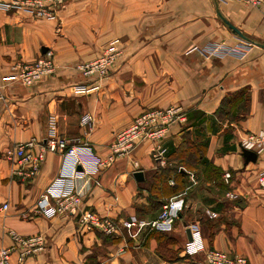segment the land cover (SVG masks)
<instances>
[{
    "label": "crops",
    "instance_id": "crops-1",
    "mask_svg": "<svg viewBox=\"0 0 264 264\" xmlns=\"http://www.w3.org/2000/svg\"><path fill=\"white\" fill-rule=\"evenodd\" d=\"M218 11L250 39L264 43L263 8L238 0H69L53 20L0 7V206L9 203L0 212V249L15 246L10 264H206L202 254L184 251L194 222L207 246L264 264L260 162L241 147L247 132L264 129V46L232 32ZM111 38L123 44L108 74L100 80L83 74L79 66L98 58ZM214 44L245 53L214 56L193 49ZM49 49L57 65L53 74L33 84L5 79L18 72L20 62ZM80 85L94 88L79 91ZM170 105L181 106L186 121L170 124L158 140L139 141L107 167L66 180L65 188L81 193V210L113 218L115 232L82 226L79 214L47 216L39 210L38 200L61 171L62 154L47 151L38 173L29 176L31 164L10 154L17 143L35 138L32 154L37 156L46 139L80 136L107 157L120 130L144 111ZM85 113L93 116L92 128L82 124ZM189 138L203 140L206 152L191 173L182 169L189 173L188 189L202 194L210 192L203 184H210L218 197L184 200L171 230H152L148 223L154 216H139L151 206L146 192L154 174ZM208 165L220 170L218 180H199ZM175 196L172 200L184 199ZM133 215L143 223L124 226ZM12 230L43 243L22 263L18 256L24 246L15 243Z\"/></svg>",
    "mask_w": 264,
    "mask_h": 264
},
{
    "label": "built area",
    "instance_id": "built-area-1",
    "mask_svg": "<svg viewBox=\"0 0 264 264\" xmlns=\"http://www.w3.org/2000/svg\"><path fill=\"white\" fill-rule=\"evenodd\" d=\"M69 0H0V7L13 10H24L32 17L37 19L53 20L57 18L59 10ZM231 1V0H223ZM248 5L263 8L264 15V0H238ZM120 38H111L103 43L102 54L87 63L81 64L80 70L85 75H96L98 79L104 78L110 71L116 58L121 53L119 47ZM193 49H200L203 54L222 56L224 54L243 55L244 50L227 48L225 45L214 44L199 48L194 46ZM192 49V50H193ZM17 73L6 76L7 80H22L27 84H33L35 81L44 76L51 75L56 70V61L53 50H46L37 59L32 61H22L19 63ZM94 88V87H93ZM91 88V89H93ZM91 89L80 85L79 91L89 92ZM186 113L179 105H170L165 108H153L144 111L134 119L131 125L120 130L116 134V140L112 146V154L107 157L97 155L92 148L81 143L80 138L57 137L56 139H46L42 144L43 149L37 156H33L32 148L36 144L35 138L19 142L10 151V154L17 156L24 163H30L29 176H34L38 173L42 161L46 158L47 151H56L61 149L62 166L57 178H55L47 186L38 200L39 210L47 216H55L60 214H76L78 222L82 226L88 228L102 229L105 232H115L117 224L111 221L108 216L101 217L98 212L91 209L81 210L82 195L80 192L73 191L67 186L66 180L79 175L81 172H96L97 170L109 166L119 154H129L137 143L144 139L152 141L158 140L165 136V133L170 124L175 121H186ZM81 121L83 125L92 128L93 116L90 113L83 114ZM241 147L243 150L254 152L257 160L260 162V167L257 174V183L260 187H264V129L247 132L241 139ZM164 150H160L156 156L160 157ZM82 167V171L78 167ZM226 181L229 180L231 174L225 173ZM231 198H236L234 192L228 193ZM185 207L184 199L168 200L163 203L161 213L157 218L149 222L152 230L167 231L171 230L175 221L178 220L182 210ZM9 208V203L4 202L0 206V212H5ZM209 215L216 216L214 212H209ZM143 222L133 215L123 221L124 226L133 227L139 226ZM191 239L187 240L184 245V251L187 255L203 254L206 264H253L245 256L240 254L230 255L229 253L207 246L202 228L199 223L190 224ZM12 238L16 244H21L24 248L18 256L19 262H24L25 259L38 246H41L37 237H25L15 231H10ZM38 245V246H37ZM15 246L10 248L0 249V264H10L11 256Z\"/></svg>",
    "mask_w": 264,
    "mask_h": 264
},
{
    "label": "trees",
    "instance_id": "trees-1",
    "mask_svg": "<svg viewBox=\"0 0 264 264\" xmlns=\"http://www.w3.org/2000/svg\"><path fill=\"white\" fill-rule=\"evenodd\" d=\"M205 152L206 145L203 140L189 138L170 155L168 165L154 174V182L152 188L149 189L154 194L156 204H158V200L164 202V200H168L175 195H183L184 200L191 198L193 190L188 189L191 184L188 179L189 173L182 172V169H187L191 173L197 168V164ZM219 178L220 170L213 165H208L203 175H199L200 181H213ZM170 179L175 180L174 186L169 184ZM215 185L222 188V190L226 188L219 181H216Z\"/></svg>",
    "mask_w": 264,
    "mask_h": 264
},
{
    "label": "rangeland",
    "instance_id": "rangeland-1",
    "mask_svg": "<svg viewBox=\"0 0 264 264\" xmlns=\"http://www.w3.org/2000/svg\"><path fill=\"white\" fill-rule=\"evenodd\" d=\"M119 44H123V41H122V39H120V43ZM83 124V123H82ZM57 137H51L49 140H51V139H56ZM74 138H80V141H81V143H86L85 141H83L82 140V138L80 137V136H77V137H74ZM74 138H70V139H74ZM86 144H88V143H86ZM57 150H60V152H61V149H57ZM56 150V151H57ZM44 161V160H43ZM42 161V162H43ZM197 182H195V184H196ZM204 186V188H206V189H208V190H210V192H206V191H203L202 192V194L199 192V191H197L198 190V188H196V189H192L193 190V192H192V194H191V198L193 199V200H214V199H216L217 197H218V191H216V188L215 187H213V185H210V184H206V183H204L203 184ZM195 191V192H194ZM147 193V200H150V202H151V206L149 207V210H148V212H147V214L146 215H144V213H141L139 216L140 217H144V218H147V219H151V217H153L154 216V218H157L158 216H159V214L161 213V211H162V208H163V204H161L160 206H158V204H156V200H154V194L153 193H151V192H146ZM196 194L198 195V196H196ZM203 195H204V197H203ZM182 195H180V196H177V197H181ZM202 196V197H201ZM176 196H174V198H175ZM174 198H169V201L170 200H172V199H174ZM166 201H168V200H166ZM166 201H164L163 203H165ZM193 213H194V211H193ZM99 214V213H98ZM100 215V214H99ZM101 217H105V216H102V215H100ZM146 216V217H145ZM109 217V216H108ZM149 217V218H148ZM110 218V220L111 221H115L113 218H111V217H109ZM99 230H102L101 228L99 229ZM168 231V230H167ZM203 255V254H202ZM203 258H204V255H203ZM204 261H205V259H204Z\"/></svg>",
    "mask_w": 264,
    "mask_h": 264
},
{
    "label": "water",
    "instance_id": "water-1",
    "mask_svg": "<svg viewBox=\"0 0 264 264\" xmlns=\"http://www.w3.org/2000/svg\"><path fill=\"white\" fill-rule=\"evenodd\" d=\"M218 13L220 14V16H221V13H220V11H218ZM222 17V19H223V21L227 24V26L232 30V32H234L235 34H238L240 37H242V38H244V39H246V40H248V41H251V42H254V43H256V44H259V45H262V46H264V43H262V42H255L254 40H252V39H250L248 36H246L235 24H233L231 21H229L227 18H225V17H223V16H221ZM244 151H246V150H244ZM247 152H250V151H247ZM250 153H253L252 155L253 156H256V154L254 153V152H250ZM79 169H82V167L81 166H79L78 167ZM187 237H188V239L190 240L191 239V229L190 228H188L187 229Z\"/></svg>",
    "mask_w": 264,
    "mask_h": 264
}]
</instances>
